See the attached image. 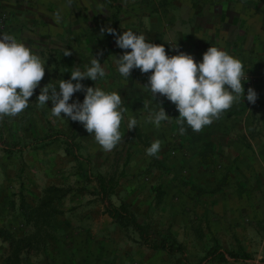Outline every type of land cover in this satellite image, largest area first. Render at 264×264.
<instances>
[{"label": "rangeland", "instance_id": "obj_1", "mask_svg": "<svg viewBox=\"0 0 264 264\" xmlns=\"http://www.w3.org/2000/svg\"><path fill=\"white\" fill-rule=\"evenodd\" d=\"M144 7L146 0H0V33L15 36L46 64L29 107L0 119V264H199L218 247L247 252L253 261L206 264H264V165L252 173L219 165L196 173L182 168L191 158L173 148L146 155V77L139 69L129 78L119 74L116 57L126 50L115 41L110 48L106 31L142 22ZM94 56L106 75L82 83L121 94L122 139L104 151L78 122L75 155L66 139L71 120L52 116V102L41 106L36 98L44 85L85 70ZM245 79L247 86L264 82V71L245 72ZM83 98L77 92L69 102ZM240 113L251 121L246 134L264 137V92ZM130 117L137 126L127 130ZM48 133L61 135L43 141ZM97 176L109 202L126 204L155 242L178 244L185 256L145 245L132 226L110 217ZM241 183L246 189L239 195Z\"/></svg>", "mask_w": 264, "mask_h": 264}, {"label": "clouds", "instance_id": "obj_2", "mask_svg": "<svg viewBox=\"0 0 264 264\" xmlns=\"http://www.w3.org/2000/svg\"><path fill=\"white\" fill-rule=\"evenodd\" d=\"M106 31L115 37L119 48L126 50L116 57L119 74L129 78L133 69L151 73L147 87L152 97L162 95L174 103L181 125L186 123L193 131H201L219 119L240 97L245 98L244 64L222 48L210 46L202 60L196 61L186 52L168 55L164 44L148 41L145 33L126 29L120 34L111 27ZM71 54L68 48L63 53L64 56ZM45 65L33 49L15 36L0 33V119L16 117L29 107L30 97L45 76ZM105 75L102 63L94 56L85 70L71 71L70 78L61 79L58 86L44 85L36 99L41 106L51 101L52 116L61 117L63 113L64 118L81 123L89 134H94L96 143L104 151H112L122 139L121 124L126 109L122 107L121 94L82 83L85 78L96 82ZM77 92L84 93L83 101L69 102ZM246 99L255 104L257 92L249 88ZM158 105L147 117L157 128L170 117ZM136 126V118L130 117L127 130ZM184 131L181 126L180 133ZM160 150L161 141L155 140L146 149V155L155 157Z\"/></svg>", "mask_w": 264, "mask_h": 264}, {"label": "crops", "instance_id": "obj_3", "mask_svg": "<svg viewBox=\"0 0 264 264\" xmlns=\"http://www.w3.org/2000/svg\"><path fill=\"white\" fill-rule=\"evenodd\" d=\"M142 9V22H127L120 28L116 25V32L122 34L127 27L145 33L148 41L164 44L168 55L186 52L193 55L196 61L202 60L210 46H216L238 57L244 64L245 72L260 75L264 71V0H146V7ZM111 38L110 48L115 45V37L112 35ZM150 74L141 72L146 77L148 106L146 149L155 140H160L158 154L173 148L182 158H191L181 162L182 168L190 166L196 173L210 172L215 165L250 173L263 167L264 137L255 140L246 134L251 121L240 112L247 105V90L253 88L261 95L264 82L244 85V99L240 97L219 119L196 132L186 123L181 125L174 103L162 95L152 97L147 87ZM158 104L170 116L159 128L147 120L149 111L158 109ZM181 126L185 128L183 134L180 133ZM203 157L211 158V161H204ZM244 185L235 186L241 190L239 195L245 193ZM249 261L253 260L236 262Z\"/></svg>", "mask_w": 264, "mask_h": 264}, {"label": "trees", "instance_id": "obj_4", "mask_svg": "<svg viewBox=\"0 0 264 264\" xmlns=\"http://www.w3.org/2000/svg\"><path fill=\"white\" fill-rule=\"evenodd\" d=\"M100 79V78H99ZM98 79V80H99ZM70 135L66 136V139L68 140V143L72 146L74 150V154L77 155V144H76V138H77V127L78 122H73L71 120V126H70ZM61 134L58 133H48L44 136L43 141H51L54 140L56 137L60 136ZM66 135V134H64ZM14 148H10V150H13ZM97 183L99 188V194L101 196L102 202L105 205V211L106 213L112 217L115 220L121 221L126 226H132L133 229L141 236L143 242L145 245L155 248V249H161L168 253H181L183 256H185V249L178 245V244H171L167 242L166 240H162L160 242H155L152 238V236L144 230L142 225L139 223V221L136 219L135 215L132 211H130L129 207L126 204H120L116 205L112 202L108 201V194L109 189L108 186L105 184V181L102 177L97 176ZM229 259H233L235 261H247L251 260L252 256L251 254L247 252H231V251H224L221 250L220 247L214 249L209 256H207L201 263L199 264H206L211 263L214 261H228ZM186 264H191L189 261L186 260Z\"/></svg>", "mask_w": 264, "mask_h": 264}]
</instances>
